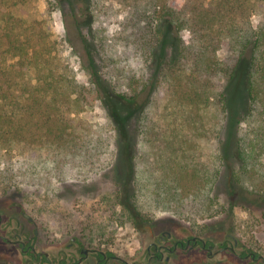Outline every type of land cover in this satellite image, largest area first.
<instances>
[{"label": "trees", "instance_id": "obj_1", "mask_svg": "<svg viewBox=\"0 0 264 264\" xmlns=\"http://www.w3.org/2000/svg\"><path fill=\"white\" fill-rule=\"evenodd\" d=\"M68 1L72 13L65 17L70 18L65 40L98 88L113 128L126 133L129 117L137 115L143 146L138 167L130 166L132 185L115 195L127 214L136 215V195L146 191L154 202L177 212L209 208L223 160L218 143L227 111L224 85L243 60L247 106L237 120L241 169L233 179L250 180L264 196V0H114L126 9L116 38L132 48L133 57L148 71L134 83L136 88L127 83L130 96L113 94L102 78L96 41L83 33L86 26L91 34L85 17L92 12V0ZM23 3L0 0L2 194L16 193L23 185L85 179L107 164L111 137L105 123L79 116L85 100L74 71L59 67L47 20L15 13ZM73 4L87 15L75 14ZM255 12L262 16L257 28L251 21ZM168 24L175 46L174 54L165 56L159 48ZM224 40L228 55L221 58ZM102 54L104 59L103 49ZM156 86L164 99L155 94Z\"/></svg>", "mask_w": 264, "mask_h": 264}, {"label": "rangeland", "instance_id": "obj_2", "mask_svg": "<svg viewBox=\"0 0 264 264\" xmlns=\"http://www.w3.org/2000/svg\"><path fill=\"white\" fill-rule=\"evenodd\" d=\"M181 2L178 0V4ZM70 4L68 0H24L23 7L15 13L28 20H47L59 67L72 68L76 82L83 91L85 102L79 116L96 125L105 123L109 129L111 137L106 153L107 164L83 180L68 178L53 180L48 186L23 185L16 193L2 194L0 191L2 223L14 216L28 229L33 228L14 206L20 204V209L31 216L38 226L37 251L57 254L71 237L76 236L86 246L106 249L129 261L143 254L147 243L153 240L151 237L161 231H169L175 238L197 235L214 243L224 241L231 234L238 241L235 254L222 251L210 259L205 251L196 246L189 252L177 251L168 264H264L263 261L252 263L239 257L242 244L264 256V196L255 191L254 183L250 180L243 179V183H238L233 179V174L241 169L235 141L239 129L237 120L247 106L246 61L238 65L234 77L224 85L227 111L221 120L222 131L218 143L223 160L209 208L204 212H177L174 206L163 207L154 202L146 191L136 195L137 209L133 217L118 204L115 195L132 185L127 177L130 166L135 170L138 167L137 158L143 146L137 133V115L134 113L129 117L126 133L113 128L98 88L92 84L84 66L77 62L71 45L65 40L66 25L70 20L65 17L68 12L72 13ZM73 5L75 14L85 12L79 11L78 5ZM89 10L93 13L89 11L85 19L89 21L91 34L87 33L86 26L83 33L88 39L96 41L97 54L102 61V78L114 95L130 96L127 83L131 81L135 85L136 81L143 79L142 75H148V71L142 69L133 57L132 48L116 38L115 31L120 28L126 9L114 0H92ZM251 21L257 28L262 16L255 12ZM172 31V26L168 24L165 44L159 48L165 56L174 54ZM182 35L187 36V31H183ZM101 48L105 53L104 59L101 58ZM218 55L221 58L228 55L226 40ZM156 88L155 94L164 99L166 96L162 88ZM260 159L264 160V154ZM12 225L15 222L12 221ZM228 244L232 245V238H229ZM25 259L17 246L0 237V264H27Z\"/></svg>", "mask_w": 264, "mask_h": 264}, {"label": "flooded vegetation", "instance_id": "obj_3", "mask_svg": "<svg viewBox=\"0 0 264 264\" xmlns=\"http://www.w3.org/2000/svg\"><path fill=\"white\" fill-rule=\"evenodd\" d=\"M14 206L19 209L20 215L33 228L28 229L25 223L20 222L14 216H11L9 221L3 224L0 214V237L4 238L7 243L17 246L19 252L26 257L27 264H168L177 251L189 252L198 246L211 259L222 251H231L235 254L234 248L238 245L237 239L231 234L228 237L232 238V245H229V238L214 243L197 235L175 238L169 231H161L158 235L151 237L153 240L147 243L143 254L130 261L106 249L86 246L76 236L71 237L65 248L60 249L57 254H50L46 251L36 250L39 236L38 226L33 218L32 221H29L22 214L24 211L20 209V204ZM12 221L15 222V225H12ZM215 244H218L216 249H214ZM241 252L240 258L249 259L252 263L264 262V256L245 248L243 244Z\"/></svg>", "mask_w": 264, "mask_h": 264}, {"label": "water", "instance_id": "obj_4", "mask_svg": "<svg viewBox=\"0 0 264 264\" xmlns=\"http://www.w3.org/2000/svg\"><path fill=\"white\" fill-rule=\"evenodd\" d=\"M29 221H32V217L29 216L26 212L22 213Z\"/></svg>", "mask_w": 264, "mask_h": 264}]
</instances>
